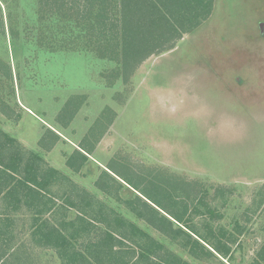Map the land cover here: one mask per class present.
<instances>
[{"label": "rangeland", "instance_id": "rangeland-1", "mask_svg": "<svg viewBox=\"0 0 264 264\" xmlns=\"http://www.w3.org/2000/svg\"><path fill=\"white\" fill-rule=\"evenodd\" d=\"M56 1L0 0V132L59 174L43 194L53 200L44 219L66 225L68 248L89 256V245L108 229L67 203L79 204L85 192L103 215L115 212L162 245L158 257L168 252L187 264H264V0H213L208 18L186 33L178 27L171 48L127 69L116 52L118 0ZM103 8L112 20L111 32L101 34L96 14ZM47 130L59 137L52 147ZM79 146L93 150L75 172L66 159L83 153ZM102 171L116 182L100 188ZM178 181L188 185V212L198 211L184 220L189 216L210 240L208 229L215 237L223 229L224 242L232 236L226 256L202 241L213 256H192L124 203L140 198L155 208L139 190L157 183L171 192ZM8 204L0 199V228L9 232L5 242L12 248L3 264H63L56 249L39 246L31 235L26 207L13 211ZM79 218L91 227L72 239L70 224L79 226ZM126 244L122 252L132 250Z\"/></svg>", "mask_w": 264, "mask_h": 264}, {"label": "trees", "instance_id": "trees-1", "mask_svg": "<svg viewBox=\"0 0 264 264\" xmlns=\"http://www.w3.org/2000/svg\"><path fill=\"white\" fill-rule=\"evenodd\" d=\"M47 1L48 3L57 2L56 0ZM118 2L120 18L118 17V20L116 18V21L121 23L119 27L121 46L116 52L125 69L130 65L134 68L149 55L164 48H171L172 38L176 40L180 34L178 27H181L180 29L185 33L190 31L201 20L209 17L213 7V0H118ZM96 20L98 25L96 30L101 31V34L111 32L107 22L112 18L108 17L105 8L96 14ZM184 25H188V28L184 29ZM46 135L52 147L59 137L51 130H47ZM43 142L44 139L41 140V144ZM92 148L79 146L85 154L75 150L67 157L66 165L78 172L86 163L87 155H90ZM41 164L42 160L38 155L32 154L26 157L14 138L0 132V199L9 202L7 206L13 211L18 210L20 204L26 207L32 218L31 235L38 241L39 246L56 249L63 264H104V261H106L105 264H129V261L130 264H137L141 260H144V264H187L173 254L170 258L168 252L164 258L158 257L160 251L165 252L162 245L138 229L132 222L119 218L115 212L109 210L108 214L103 215L101 211L103 206L97 210L93 208L85 192L79 194V204L71 201L67 203L69 206L79 207L84 216H88L92 221L105 223L108 230L99 241L89 245L91 249L89 256L75 251L74 248L70 249L72 245L68 248L69 240L63 232L66 225H61L59 228L44 219V216L52 211L53 200L49 198L45 201L43 194L51 177H57L59 174L50 168L43 169ZM107 169L123 178L129 186L136 188L135 190L139 189L138 184H134L130 178L123 176L113 167H107ZM100 181L104 183V185H101V182L98 183L100 188L110 186L109 182H116L106 171H102ZM139 193L155 208L142 202L140 198L124 201V203L137 217H146L149 224L167 237L179 239L181 245L187 248L192 256L199 259L213 256V253L206 250L200 241L206 243L218 255H227V243H234L232 236L224 242L223 229L219 231V237H215L213 230L208 229V237L213 239L210 240L200 236L189 223V216L196 215L198 211L194 208L190 213L188 212L185 203L188 198L186 183L171 182V192L154 183L150 185V188L139 190ZM161 211L171 220L162 216ZM206 213L212 215L211 210H207ZM186 214L189 216L184 220ZM70 227L73 228V232L69 237L76 239L81 234L88 233L91 224L79 218V226L72 223ZM8 233L7 230L0 228V264L4 263L3 259L6 260L8 253L12 250L11 246L5 242ZM126 243L138 249L137 254L133 247L129 252H122L121 249L127 247ZM122 254H127L130 257L129 261H125V256Z\"/></svg>", "mask_w": 264, "mask_h": 264}]
</instances>
